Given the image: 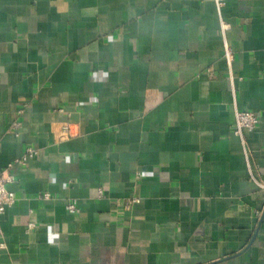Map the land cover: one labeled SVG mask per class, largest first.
Returning a JSON list of instances; mask_svg holds the SVG:
<instances>
[{
    "label": "crops",
    "instance_id": "1",
    "mask_svg": "<svg viewBox=\"0 0 264 264\" xmlns=\"http://www.w3.org/2000/svg\"><path fill=\"white\" fill-rule=\"evenodd\" d=\"M11 163L0 264H264V0H0Z\"/></svg>",
    "mask_w": 264,
    "mask_h": 264
},
{
    "label": "built area",
    "instance_id": "2",
    "mask_svg": "<svg viewBox=\"0 0 264 264\" xmlns=\"http://www.w3.org/2000/svg\"><path fill=\"white\" fill-rule=\"evenodd\" d=\"M215 7L220 13L221 7L223 6L224 0H214ZM221 30L224 32L226 29H228V26L224 23L221 22ZM225 58L230 66L232 62V55L230 51L228 50L227 46L225 45ZM258 124V117L253 113L249 111H235L234 112V125H233V135L236 136L242 147H243V152L245 155H247V150L245 147V137L244 133L245 132H251L253 131ZM62 134L69 135V129L68 127H64L62 129ZM38 154L37 150L33 148H27L22 155V157L16 161L17 163H23L28 159H32L36 157ZM13 166V164H9L7 166V169L4 171H0V215L9 207H11L15 203V198L13 193L9 192L6 189V184L11 181V176L6 175L7 170L10 169ZM44 199H49V196L47 194L43 195ZM136 201V200H134ZM67 212L69 214H75L78 212L77 208L73 203H69L66 207Z\"/></svg>",
    "mask_w": 264,
    "mask_h": 264
}]
</instances>
